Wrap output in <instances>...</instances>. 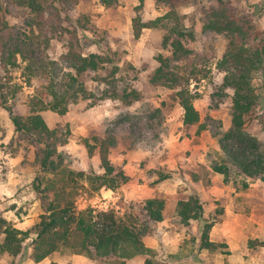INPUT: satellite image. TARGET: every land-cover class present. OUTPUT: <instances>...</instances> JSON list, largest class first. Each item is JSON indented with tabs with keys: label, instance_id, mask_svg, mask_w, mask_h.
<instances>
[{
	"label": "rangeland",
	"instance_id": "374dc122",
	"mask_svg": "<svg viewBox=\"0 0 264 264\" xmlns=\"http://www.w3.org/2000/svg\"><path fill=\"white\" fill-rule=\"evenodd\" d=\"M37 1L42 7L41 13L27 7L11 6L12 0H1L4 7L11 4L10 11H6L2 18L9 28L5 31L6 39L13 43L16 40L21 42L25 53L29 52L28 48L37 49L47 63L54 61L61 64L62 58L70 52L84 57L98 53L107 58L100 69L87 71L80 77L88 90V99L71 104L64 115L51 110L42 112L51 129L70 130L69 143L60 147L59 151L76 171L104 174L100 143L108 131L118 138V145L110 151L109 158L113 164L124 168L130 180L116 191L103 188L94 196L86 190L81 191L76 199L77 209L114 210L122 216L132 202L164 199L168 227L156 224L153 233L144 237L145 245L154 251L153 254L124 263L119 259H95L73 253L68 248H61L36 263L32 258V242L36 235H31L20 257L15 259L6 255L0 259V264H264V246L259 245L264 241L260 239L249 240V255L240 251L233 254L226 243H215L216 248L200 251L195 248L192 257L188 243L196 239L197 246L200 244L201 222L191 220L186 226L176 216L179 201H186L191 196L200 197L207 218L217 209L225 210L231 190L233 197L241 193L234 198L241 213L264 214V192L260 191L259 195L252 193L253 185L263 187L264 182L256 181L247 191L237 192L223 181L230 188L226 194L219 193L217 198L207 192L212 183L210 175L214 173L211 161L221 157L219 137L215 134L230 128L233 106V90L221 89L225 74L216 68L226 54L229 41L224 35L203 29V11L210 8L215 0H194V6L181 10L186 16L187 27L195 31L196 41L190 44L193 54L172 65L185 78L191 71L198 72L200 79L192 77L189 89L196 97L194 105L201 123L209 127L200 135H196V129L188 133L184 127V109L175 97L178 89L151 82L160 67L156 58L160 54L170 56V51L163 48L165 32L147 28L142 30L139 39L135 37L134 20L140 18L147 23L165 15L168 7L164 3L157 0H116L107 7L102 0ZM229 1L237 10L252 13L264 29V0ZM17 59L19 68L4 65L0 57L2 81L7 82L4 91L0 90V215L17 229L27 231L38 224L45 214L41 197L34 186L41 172L37 160L40 145L36 136L16 131L8 108L27 115V105L40 81L35 77L33 83L28 84L29 70L26 68L29 62L22 54ZM65 71L75 73L66 68ZM261 83L260 79L256 81L257 86ZM124 89L129 92L136 90L140 98L135 100L131 97V103L126 102L121 98ZM248 130L264 142V126L257 119L249 123ZM86 142L96 146L93 156L85 146ZM130 158L133 160L130 161ZM190 158L196 163H189ZM168 161L175 165L173 169ZM161 174L171 178L157 184ZM82 183L88 186L85 180ZM164 232L167 234L165 237ZM168 239L180 243L178 248L166 245ZM250 242L256 245L251 247ZM151 245L156 247H149ZM181 248L187 250L186 254L190 256L172 263V256Z\"/></svg>",
	"mask_w": 264,
	"mask_h": 264
},
{
	"label": "trees",
	"instance_id": "16d2710c",
	"mask_svg": "<svg viewBox=\"0 0 264 264\" xmlns=\"http://www.w3.org/2000/svg\"><path fill=\"white\" fill-rule=\"evenodd\" d=\"M105 6H112L116 0H102ZM168 7V12L157 19L143 23L140 18L134 20V33L139 39L143 29H160L165 32L164 50L170 56L160 54L156 59L160 67L151 78L153 84H162L171 89H178L176 99L184 109V127L188 133L196 129V135L209 130L201 123L200 114L195 108L196 97L189 89L192 77L198 78V72L191 71L188 78L181 76L174 65L188 59L193 51L190 44L196 41L195 31L186 25V16L181 10L195 5L194 0H157ZM16 7H27L42 12L37 0H12ZM10 5L4 7L0 0V57L4 65L10 64L19 68L17 56L23 55L28 60V84L35 77L39 85L35 95L27 105V115L18 114L14 108H8L17 132L37 137L40 147L37 160L40 164V175L35 179V189L44 205L45 214L32 229L22 231L0 215V259L9 255L15 259L24 251L26 241L33 239L32 258L39 263L49 258L61 248H68L73 253L85 254L99 260L119 259L121 262L153 254L144 243V237L153 233V226L165 220L167 203L164 199L150 198L143 202H132L121 216L114 210L96 211L93 208L79 211L76 199L81 191L86 190L90 196L99 193L103 188L116 191L130 178L121 166L113 164L109 158L110 151L118 145V138L108 131L100 143L101 167L104 174L96 172L87 174L74 170L67 157L59 148L70 141L71 132L51 129L44 119L43 111H54L60 115L68 112L71 104L80 99H88L89 93L80 77L87 71H96L106 63L107 58L98 53L84 57L73 52L68 53L59 62H46L37 49L28 48L23 52L21 42L13 43L6 39L8 23L2 18ZM203 29L205 32L224 35L228 48L223 58L216 64L219 72L224 73L222 90L232 89V124L228 130L215 134L219 137L221 157L211 161L214 173L223 177L226 185H232L237 192L247 191L256 182H264V142L248 130V125L257 119L264 126V29L256 22L252 13L240 11L229 0H215L210 8L203 11ZM33 26V24L31 25ZM27 44V43H25ZM63 65V66H62ZM70 69L74 72H67ZM260 79L261 85L256 81ZM7 82L2 81L0 72V90L3 92ZM121 98L131 103V97L140 98L136 90L124 89ZM262 111L259 114V111ZM221 128V126H220ZM91 156L96 146L85 143ZM171 176L161 174L158 183L169 180ZM85 180L86 186L82 183ZM219 203V202H218ZM224 208L217 209L205 217L204 205L198 196H191L186 201H179L176 216L182 224L189 226L191 220L201 222L200 244L192 239L189 254L203 249L216 248L210 241L212 228L222 221ZM250 242V246H255ZM264 246V243H259ZM188 246V247H189ZM193 248V249H192ZM181 248L172 263L183 261L190 256ZM194 254H192L193 257ZM162 264V263H160Z\"/></svg>",
	"mask_w": 264,
	"mask_h": 264
},
{
	"label": "crops",
	"instance_id": "0c3cea01",
	"mask_svg": "<svg viewBox=\"0 0 264 264\" xmlns=\"http://www.w3.org/2000/svg\"><path fill=\"white\" fill-rule=\"evenodd\" d=\"M104 134L105 133L103 132V135ZM132 160L133 159L130 158V161ZM188 161L189 163H196L192 161V158L188 159ZM168 163L171 169H173L175 165L173 163H170L169 161ZM210 177L212 183L210 187H208L207 192L208 193L211 192L215 197H217L219 193L221 195L226 194V190L230 188L224 185L222 177L216 173H212ZM253 187L255 188L254 190H252V193L255 192L256 194L259 195L260 191L264 192V186L262 187L259 184H255L253 185ZM108 192L113 193L112 191H108ZM230 193L227 195V197L230 199L225 209V215L223 217V221L219 224H216L212 228L210 232V241L216 244L226 243L228 245V250L233 254L240 251L243 255H249L248 242L250 239H260L264 241V214L262 213L258 214L252 212L251 215H246L241 213V210L238 209V207L234 202L235 201L234 198L240 196L241 193H236L234 197ZM217 198L215 200H217ZM166 218L164 221L160 223V225H166L168 227ZM176 234L179 235V233ZM165 235L167 234L164 232L163 236L165 237ZM171 242H173V240L168 239L166 245H171L172 247H174V249H177L180 243L173 242L172 244H170ZM149 247L152 248L156 246L151 245Z\"/></svg>",
	"mask_w": 264,
	"mask_h": 264
}]
</instances>
